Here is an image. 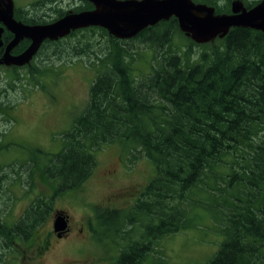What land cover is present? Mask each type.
Segmentation results:
<instances>
[{
  "label": "trees",
  "instance_id": "obj_1",
  "mask_svg": "<svg viewBox=\"0 0 264 264\" xmlns=\"http://www.w3.org/2000/svg\"><path fill=\"white\" fill-rule=\"evenodd\" d=\"M82 1L84 6L71 11L92 7ZM193 1L218 14L230 13L232 0ZM242 1L247 7L256 3ZM52 11L23 21L48 23L68 12ZM175 32L184 35L171 17L131 39L89 26L42 43L40 53L49 48L67 61L94 57L98 73L61 148L29 159L28 169L37 168L49 180L50 195L35 196L14 223L0 216V248L8 251L9 264L20 254L14 245L31 241L55 198L79 188L96 165L93 151L110 143H119L130 163L145 158L155 169L129 208L96 210L100 226L120 243L111 264H148L160 238L196 225L194 210L209 213L225 236L204 264H264V32L232 27L203 44L184 35L186 48L173 43ZM138 38L150 47L153 60L149 72L135 75V52L125 41ZM28 41L22 39L14 52ZM191 45L202 50L193 54ZM33 70L40 71L36 65ZM12 171L9 178L0 173V184L22 181Z\"/></svg>",
  "mask_w": 264,
  "mask_h": 264
},
{
  "label": "rangeland",
  "instance_id": "obj_2",
  "mask_svg": "<svg viewBox=\"0 0 264 264\" xmlns=\"http://www.w3.org/2000/svg\"><path fill=\"white\" fill-rule=\"evenodd\" d=\"M13 1L15 6L25 2ZM76 3L77 0H63L59 7L69 11ZM33 9L42 14L40 7L33 6ZM184 35L175 32L173 43L186 48L189 42ZM96 38L106 42L104 38ZM125 44L135 52L134 74L149 72L153 52L146 42L138 38L126 40ZM190 47L193 54L202 50L200 46ZM50 53L49 48H44L32 64L22 69L0 67V102L9 105L0 113V164L3 166L0 173L9 178L15 168L22 179L13 185L0 184V216L8 222L17 221L35 196L52 192L49 180L44 179L37 168L28 169V166L32 164V156L43 157L44 153L57 152L61 148L64 133L84 109L90 86L98 73L97 67L91 64L94 57L86 55L67 61ZM35 65L40 71L32 73ZM93 153L96 165L90 177L79 188L66 190L55 198L51 215L39 226L31 241L14 245L20 254L14 255L10 264L113 262L120 243L100 226L96 210L124 208L134 202L155 169L145 158L130 163L119 143L105 144ZM129 189L133 191L126 200L112 198L118 203L107 202L106 197L111 193ZM56 210L70 217V230L61 239L54 236L52 227ZM192 214H195L196 225L160 238L155 243L154 256H148V264H204L214 255L225 236L216 229L209 213L194 210ZM7 253L0 248V264H4V260L9 264Z\"/></svg>",
  "mask_w": 264,
  "mask_h": 264
},
{
  "label": "water",
  "instance_id": "obj_3",
  "mask_svg": "<svg viewBox=\"0 0 264 264\" xmlns=\"http://www.w3.org/2000/svg\"><path fill=\"white\" fill-rule=\"evenodd\" d=\"M92 9L68 11L60 18L39 24H25L13 16V0H0V21L13 33L0 62L23 66L30 62L44 40H57L71 31L100 26L117 39H131L141 30L175 17L180 31L202 44L222 38L232 27H250L264 32V0L246 7L242 0L230 2V13H215L213 6L193 0H87ZM1 30V28H0ZM30 40L17 55L11 50L22 39ZM58 235L68 230V217L57 210L52 222Z\"/></svg>",
  "mask_w": 264,
  "mask_h": 264
},
{
  "label": "flooded vegetation",
  "instance_id": "obj_4",
  "mask_svg": "<svg viewBox=\"0 0 264 264\" xmlns=\"http://www.w3.org/2000/svg\"><path fill=\"white\" fill-rule=\"evenodd\" d=\"M63 1V0H59V2L57 0H25V2L22 4V6H15L14 4V1H13V16L16 20H20L22 21L23 23L27 24L26 22L23 21L24 18H28L30 16H33V14L35 13V10L33 9V6L36 5L38 7H40L41 9V12H42V15H50V11H52L53 9H56V8H61L59 7V4L60 2ZM260 0H256V3H258ZM78 4L76 3L75 6H73L71 9L73 8H79V7H82L84 6L83 4V1L82 0H77ZM255 3V4H256ZM254 4V5H255ZM94 6L92 4V7L89 8V9H92ZM69 9V11L71 10ZM54 15V13H53ZM0 58L1 56L3 55L4 53V50H5V47L6 45L10 42V40L13 38V33L10 32L5 26L4 24L0 21ZM28 40V39H27ZM30 43V40L28 41V44ZM27 44V46H28ZM26 46V47H27ZM16 47V46H15ZM12 48L11 50V54L13 55H17L19 54L20 52L18 53H15L14 52V48ZM40 56V48L39 50L36 52V54L32 57V59L30 60L29 63L23 65V66H15V65H5L3 63L0 62V67H4V68H10V69H22V68H25L27 66H29L30 64H32L33 61H35L38 57ZM9 106V105H8ZM8 106H4L1 104L0 102V108H2V112L0 111V113H3V110L4 109H7ZM12 106V105H11ZM5 114V113H4ZM1 116V115H0ZM2 117V116H1ZM6 120V119H5ZM133 190L129 189L127 191H120V192H114V193H111L110 195H108L106 197L107 199V202L111 201L113 203H118L117 201L119 199H127V196L129 193H131ZM112 198L114 199H118V200H112ZM137 198V197H136ZM136 200V199H135ZM134 200V202H135ZM106 203V202H105ZM133 203V202H132ZM132 203L130 204H127L128 206H125L124 208H129ZM109 208H115V207H109ZM119 208V207H118ZM57 211V210H56ZM55 211V212H56ZM65 213V212H64ZM66 214V213H65ZM67 217H68V230L61 233L60 235H58L57 233L54 232V236L56 238H63L64 236H66L70 230L69 228V222H70V217L68 214H66ZM82 264H88V263H85V262H82Z\"/></svg>",
  "mask_w": 264,
  "mask_h": 264
},
{
  "label": "bare ground",
  "instance_id": "obj_5",
  "mask_svg": "<svg viewBox=\"0 0 264 264\" xmlns=\"http://www.w3.org/2000/svg\"><path fill=\"white\" fill-rule=\"evenodd\" d=\"M44 41H45V40H44ZM44 41H43V42H44ZM43 42H42V43H43ZM41 45H42V44H41ZM16 46H17V45H16ZM40 47H41V46H40ZM38 50H39V49H38ZM55 233H56V232H55Z\"/></svg>",
  "mask_w": 264,
  "mask_h": 264
}]
</instances>
